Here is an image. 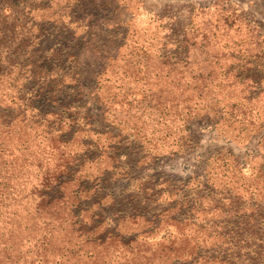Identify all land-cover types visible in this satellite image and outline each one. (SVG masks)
Returning a JSON list of instances; mask_svg holds the SVG:
<instances>
[{
  "label": "rangeland",
  "instance_id": "374dc122",
  "mask_svg": "<svg viewBox=\"0 0 264 264\" xmlns=\"http://www.w3.org/2000/svg\"><path fill=\"white\" fill-rule=\"evenodd\" d=\"M1 3L0 264L257 260L264 0Z\"/></svg>",
  "mask_w": 264,
  "mask_h": 264
},
{
  "label": "trees",
  "instance_id": "16d2710c",
  "mask_svg": "<svg viewBox=\"0 0 264 264\" xmlns=\"http://www.w3.org/2000/svg\"><path fill=\"white\" fill-rule=\"evenodd\" d=\"M0 10H2L3 12L0 14V16H6L7 13H4L5 9L6 8V4L4 3H1L0 4ZM264 245V244H263ZM260 244L257 246V250L255 251V254L257 256V260L255 259L254 262H249L248 264H256V263H259V264H264V249H261L260 248ZM190 252H189V255L190 254H194L197 252V246H192L189 248ZM199 251V250H198ZM215 259L217 260V262H219V264H233V261L231 262L230 259H227L226 257H220L219 255H215ZM258 261V262H256ZM235 264V263H234Z\"/></svg>",
  "mask_w": 264,
  "mask_h": 264
}]
</instances>
